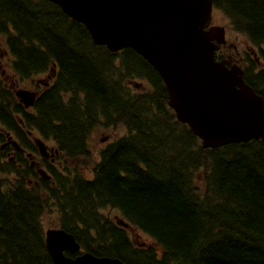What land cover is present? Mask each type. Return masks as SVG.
<instances>
[{
    "label": "trees",
    "instance_id": "16d2710c",
    "mask_svg": "<svg viewBox=\"0 0 264 264\" xmlns=\"http://www.w3.org/2000/svg\"><path fill=\"white\" fill-rule=\"evenodd\" d=\"M212 2L264 57V0ZM0 33L18 79L54 72L29 108L0 77V147L28 131L57 151L46 179L0 148V264H53L46 219L125 264H264V142L203 148L140 55L95 44L49 0H0ZM249 62L244 80L264 98ZM119 128L94 149L96 130Z\"/></svg>",
    "mask_w": 264,
    "mask_h": 264
},
{
    "label": "water",
    "instance_id": "95a60500",
    "mask_svg": "<svg viewBox=\"0 0 264 264\" xmlns=\"http://www.w3.org/2000/svg\"><path fill=\"white\" fill-rule=\"evenodd\" d=\"M49 1L83 24L95 44L110 52L131 48L147 61L161 77L177 120L203 148L264 142V98L243 80L239 66L215 58L225 39L224 28L211 25L212 0ZM16 95L26 107L34 102L32 92ZM36 144L45 155L43 142ZM45 247L53 264H125L80 252L63 229H46Z\"/></svg>",
    "mask_w": 264,
    "mask_h": 264
},
{
    "label": "flooded vegetation",
    "instance_id": "af4514ba",
    "mask_svg": "<svg viewBox=\"0 0 264 264\" xmlns=\"http://www.w3.org/2000/svg\"><path fill=\"white\" fill-rule=\"evenodd\" d=\"M4 40L5 38L3 39V41ZM10 56L11 55L9 50H7L5 47H2L0 44V77L3 81L4 86L7 88L10 87L12 91L15 90V88H20L29 90L37 94V90L40 85L42 87V84H40L41 79L39 78V76L37 75V78L32 76L29 78L18 79L13 73L11 60L7 62ZM225 61L228 64L233 62L231 57H226ZM7 67H9V70L7 69ZM20 83L23 86H21ZM12 135V139L15 140L19 145H12L11 141L6 142V138L1 142V150L5 152L7 160L11 162L13 159L17 158L19 160L26 161L27 163H29V166L34 170V172L39 174V171L44 169L46 165L45 160L47 161L48 158L42 156L37 146L35 145L34 140L36 135L25 131V135L27 138L26 140H20L14 134ZM53 158L54 153L49 159H51L50 164L55 165Z\"/></svg>",
    "mask_w": 264,
    "mask_h": 264
},
{
    "label": "rangeland",
    "instance_id": "374dc122",
    "mask_svg": "<svg viewBox=\"0 0 264 264\" xmlns=\"http://www.w3.org/2000/svg\"><path fill=\"white\" fill-rule=\"evenodd\" d=\"M212 21H214L213 24L215 25H221L225 27L226 30V40L227 43H230L232 45H236V49L235 48H229V50L232 52V54H236V55H244V56H248L251 57V53L249 51L250 47L248 45L247 39L244 35H242L241 33H238L237 31H235L234 29H232L229 25V21L227 16L224 14V12L222 10H214V13H212ZM0 41H2V38L0 37ZM225 54V52H224ZM11 60V58H9L7 60V62H9ZM263 63H261L260 65H257V67L259 69H264V60H262ZM7 69L9 70V67H7ZM35 78H37L38 76L35 75ZM40 77H45V76H40ZM21 85V83H20ZM23 86V85H21ZM41 87V86H40ZM109 132V133H108ZM106 133H108L109 136V140H113L119 136H121L124 133V130L122 128L119 129H110V131H108ZM106 133H102L99 132L98 130H96L95 135L93 137L94 139V145L95 147H101L103 142L100 141V138L105 135ZM99 137V139H98ZM107 142V141H106ZM48 145H53V143L50 141L48 142ZM105 213L108 214L111 217H114V214L116 213V211L111 210V209H107L105 210ZM52 222L51 219H46L44 222V226L45 228L47 227V223Z\"/></svg>",
    "mask_w": 264,
    "mask_h": 264
}]
</instances>
